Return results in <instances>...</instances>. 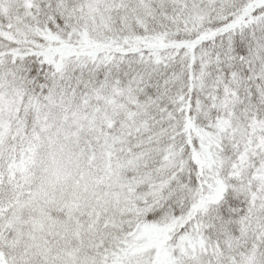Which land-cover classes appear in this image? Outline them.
I'll use <instances>...</instances> for the list:
<instances>
[{"label":"snow or ice","instance_id":"6c2138e0","mask_svg":"<svg viewBox=\"0 0 264 264\" xmlns=\"http://www.w3.org/2000/svg\"><path fill=\"white\" fill-rule=\"evenodd\" d=\"M0 264H264V0H0Z\"/></svg>","mask_w":264,"mask_h":264}]
</instances>
